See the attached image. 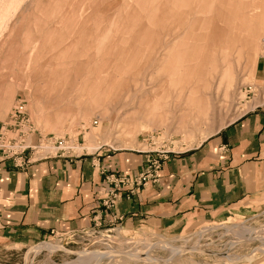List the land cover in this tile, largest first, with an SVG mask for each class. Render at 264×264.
<instances>
[{"label":"rangeland","instance_id":"1","mask_svg":"<svg viewBox=\"0 0 264 264\" xmlns=\"http://www.w3.org/2000/svg\"><path fill=\"white\" fill-rule=\"evenodd\" d=\"M259 1L217 0L204 10L207 5L199 0H0V121L21 102L28 143L70 136L77 155L104 147H162L172 154L194 149L211 133L206 131L264 101V78L253 62L259 51L264 66V20L258 30L245 25L252 2ZM216 27L222 30L217 33ZM253 30L263 33L249 36ZM197 45L208 48L210 73L194 85L185 81L199 74L203 59ZM213 62L221 78L218 95ZM229 62L232 69L224 67ZM196 85L189 105L188 89ZM155 103L148 122L146 112ZM193 110L200 113L194 122ZM152 132L155 144L143 141ZM93 133L96 143L88 142ZM90 142L99 148L87 150ZM120 201L103 206L108 217L95 229L0 248V264H74L101 251L117 253L90 264H264V210L226 221L210 218L190 229L130 232L114 212ZM136 251L143 255H123Z\"/></svg>","mask_w":264,"mask_h":264},{"label":"crops","instance_id":"2","mask_svg":"<svg viewBox=\"0 0 264 264\" xmlns=\"http://www.w3.org/2000/svg\"><path fill=\"white\" fill-rule=\"evenodd\" d=\"M199 1L207 5L204 10H210L217 0ZM259 2H252L248 17L245 16L248 18L245 25L252 24L255 29L260 28L259 22L264 20V0ZM243 26L242 22L240 27ZM220 30L215 28L217 33ZM258 33L253 30L248 35ZM212 39L215 46H220L218 35ZM198 40L204 41V36ZM239 40L244 44L247 41L245 37ZM197 46L203 59L202 64H198L199 74L191 76L190 81L180 79L194 85L209 72L206 69L208 48ZM263 52L264 46L260 53ZM172 60L170 55L171 73ZM253 62L256 72L260 73L258 77L263 79L264 66L260 63L259 51L255 52ZM212 65L211 72L216 77L218 74V95L221 78L215 62ZM224 67L232 69L233 66L229 62ZM180 76L185 77L184 74ZM197 91V85L189 87L187 104L191 105L190 96ZM232 93L235 95V91ZM233 98L230 92V99ZM156 106L157 103L149 104L152 109L146 112V121L152 119ZM193 113H196L194 122L198 120L199 111L193 110ZM184 116L182 112L179 123ZM228 122L206 131L211 133L202 135L194 149L171 154L160 172L159 183L149 184L130 200L121 199L114 212L121 219L123 229L130 232L137 229L183 230L210 218L226 221L264 210V101ZM95 137V133L90 134L88 142L91 138L96 143ZM83 154L85 157L81 156ZM91 154L51 157L22 168L12 159L0 158V248L24 247L51 233L65 235L95 229L102 218L108 217L102 202L108 189L106 175H132L141 171L146 156L138 150L112 147Z\"/></svg>","mask_w":264,"mask_h":264},{"label":"built area","instance_id":"3","mask_svg":"<svg viewBox=\"0 0 264 264\" xmlns=\"http://www.w3.org/2000/svg\"><path fill=\"white\" fill-rule=\"evenodd\" d=\"M28 122L23 104L19 102L6 121H0V158L12 159L17 167H23L38 160L51 157H74L75 151L70 145L71 137L54 139L41 137L37 144L28 143V134L21 131L22 123ZM155 132L143 136V141L155 144ZM44 139L42 145V140ZM49 148L54 149L52 152ZM145 154V166L141 171L132 175L123 173H108L106 180L115 187L106 190L103 206L106 209L114 207L120 199H132L134 195L149 184L160 181V172L164 163L169 159L171 151L166 148L138 150Z\"/></svg>","mask_w":264,"mask_h":264},{"label":"bare ground","instance_id":"4","mask_svg":"<svg viewBox=\"0 0 264 264\" xmlns=\"http://www.w3.org/2000/svg\"><path fill=\"white\" fill-rule=\"evenodd\" d=\"M257 8V7H256ZM209 9V8H208ZM254 9V8H253ZM257 17V16H256ZM250 25V24H249ZM252 25V24H251ZM257 31V30H256ZM263 33V32H262ZM261 38V37H260ZM262 42V41H261ZM255 59V58H254ZM234 88H236L235 86H234ZM235 91V90H234ZM230 96V95H229ZM240 96V95H239ZM231 104V103H230ZM232 120H233V118H232ZM97 147H98V145H96L95 143H88V145L86 146V149L87 150H89V151H94V150H96L97 149ZM234 227H237V225H234ZM243 227H245V226H243ZM231 230V229H230ZM229 230V231H230ZM234 230V229H233ZM245 232L246 231V229L245 228H243V229H240V230H238L237 232H238V234L240 233V234H242V232ZM263 232V231H262ZM239 234V235H240ZM242 237H244V236H242ZM141 243V242H140ZM166 246H170L172 249H173V247L174 246H172L171 244H169V243H167V242H165L164 243ZM142 248V247H141ZM176 251V250H175ZM117 253V252H116ZM115 252H111V254L109 253V252H105V251H101V252H96V253H93V254H85L78 262L76 261V262H74V264H80V263H82V262H87L86 264H90V263H92L93 261H101L102 259H104L105 257H113L115 254H116ZM121 254H123V253H121ZM123 255H125V257H139V256H141V255H143V253H141V252H127V253H125L124 252V254ZM250 259L248 258L247 259V261H249ZM244 261V260H243ZM71 264H73V263H71ZM83 264V263H82Z\"/></svg>","mask_w":264,"mask_h":264}]
</instances>
